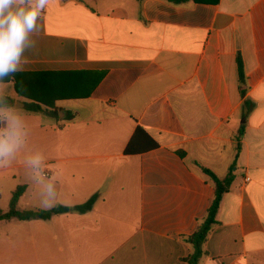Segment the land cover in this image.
Returning <instances> with one entry per match:
<instances>
[{
  "label": "crops",
  "instance_id": "crops-1",
  "mask_svg": "<svg viewBox=\"0 0 264 264\" xmlns=\"http://www.w3.org/2000/svg\"><path fill=\"white\" fill-rule=\"evenodd\" d=\"M41 26L16 73L83 97L56 100L55 118L10 81L9 105L38 120L55 206L98 199L0 234V264H188L215 197L202 167L235 180L199 264H264V0H49ZM138 129L157 147L126 154Z\"/></svg>",
  "mask_w": 264,
  "mask_h": 264
},
{
  "label": "clouds",
  "instance_id": "clouds-1",
  "mask_svg": "<svg viewBox=\"0 0 264 264\" xmlns=\"http://www.w3.org/2000/svg\"><path fill=\"white\" fill-rule=\"evenodd\" d=\"M49 0H0V168L20 157L25 144L27 123L18 106L5 99V79L22 70L25 53L37 46ZM30 179L37 186L41 207L50 210L57 200V178L45 171V156L38 151L23 155Z\"/></svg>",
  "mask_w": 264,
  "mask_h": 264
},
{
  "label": "trees",
  "instance_id": "trees-1",
  "mask_svg": "<svg viewBox=\"0 0 264 264\" xmlns=\"http://www.w3.org/2000/svg\"><path fill=\"white\" fill-rule=\"evenodd\" d=\"M169 3L180 5L186 4L189 0H166ZM195 3H217L218 0H193ZM239 70H240V81L244 83V71L242 66V61L240 57L238 58ZM38 76L40 74H34ZM35 77V76H34ZM28 74L23 73H14L5 79V82H14L15 92L19 97L25 98V109L31 112L36 113H47L55 118H59V110L55 107V101L58 99H67L73 97H83L80 94L74 93H49L42 94L38 91L37 88L27 86L29 83ZM51 91V90H50ZM55 91V89H52ZM242 95H245V91L242 90ZM46 97H50L49 100H46ZM9 104L14 103V100H8L5 98ZM244 111L243 117L246 119L254 108V104L250 100H245L244 102ZM1 126V125H0ZM245 126L243 125L240 130V139L244 134ZM157 147V144L147 135L142 129L136 131L135 136L132 138L128 144L125 152L126 154H138L149 149ZM179 155L184 157L182 152H179ZM202 170L205 174L211 177L215 183V197L214 200L207 211V215L199 222V225L196 231L187 238V241L190 242L193 246V253L186 258L188 264H199L201 258L206 254L204 248L208 236L213 229V227L218 223V214L222 205L224 195L230 191L232 184L235 180V174L231 171L228 175L221 178L216 175L211 170L202 167ZM27 190L26 184L19 185L12 193V198L10 201L9 209L4 210L0 207V221H9V220H20V221H30V220H50L53 216L76 212V213H87L91 211L98 199V195L95 194L90 197L87 201L77 204L74 206L66 205H56L50 210H45L42 208H33V209H21L19 207V201L23 197Z\"/></svg>",
  "mask_w": 264,
  "mask_h": 264
},
{
  "label": "rangeland",
  "instance_id": "rangeland-1",
  "mask_svg": "<svg viewBox=\"0 0 264 264\" xmlns=\"http://www.w3.org/2000/svg\"><path fill=\"white\" fill-rule=\"evenodd\" d=\"M5 93L7 94V99L15 96L13 85L5 83ZM15 102V101H14ZM27 126L25 131L27 132V141H25L24 147L22 148V155L18 157L11 165L8 167L0 168V207L4 210L9 209L10 201L12 198L13 191L21 184H26L28 181L23 174V170L26 169L23 163V155H30L35 152H42L45 156L44 150L40 147V133L42 132L39 127L38 120L35 118H25ZM32 189L27 192L26 196L20 199L19 207L21 209H33L42 208L41 198L37 189V186L33 182H30ZM28 187V186H27ZM27 191V190H26ZM26 193V192H25ZM43 209V208H42ZM24 228L26 230L38 231V222L32 221H0V234L3 237L4 232L20 231L23 232Z\"/></svg>",
  "mask_w": 264,
  "mask_h": 264
},
{
  "label": "built area",
  "instance_id": "built-area-1",
  "mask_svg": "<svg viewBox=\"0 0 264 264\" xmlns=\"http://www.w3.org/2000/svg\"><path fill=\"white\" fill-rule=\"evenodd\" d=\"M45 171L47 172L48 175H51V171L49 168L46 167V165H45ZM246 179L249 180L248 177Z\"/></svg>",
  "mask_w": 264,
  "mask_h": 264
},
{
  "label": "water",
  "instance_id": "water-1",
  "mask_svg": "<svg viewBox=\"0 0 264 264\" xmlns=\"http://www.w3.org/2000/svg\"><path fill=\"white\" fill-rule=\"evenodd\" d=\"M9 100H11V98H9ZM20 105H21L22 107H25V103H24V102H20Z\"/></svg>",
  "mask_w": 264,
  "mask_h": 264
}]
</instances>
